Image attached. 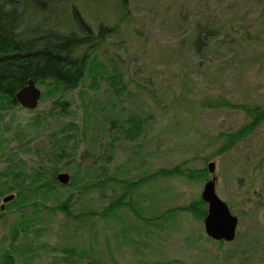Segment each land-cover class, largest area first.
Instances as JSON below:
<instances>
[{
  "label": "rangeland",
  "instance_id": "obj_1",
  "mask_svg": "<svg viewBox=\"0 0 264 264\" xmlns=\"http://www.w3.org/2000/svg\"><path fill=\"white\" fill-rule=\"evenodd\" d=\"M46 1L33 0V7ZM54 1L42 16L50 24L52 10L56 25L68 23L75 7L94 31L103 25L115 33L78 89L46 96L32 112L0 109V172L23 167L21 160L79 183L30 194L26 207L3 211L0 257L10 252L17 264H264V123L221 150L226 136L250 122L243 108L222 104L264 106V0ZM200 28L214 34L197 54ZM57 100L67 102V113L53 106ZM131 118L140 124L137 134L125 133ZM210 162L214 173L204 176ZM176 166L196 174L141 184L130 196L131 213L85 216L116 199L120 181ZM103 168L113 184L82 188ZM213 177L217 196L238 218L230 243L208 239L204 220L174 212L198 201ZM71 194L72 215L52 208Z\"/></svg>",
  "mask_w": 264,
  "mask_h": 264
},
{
  "label": "trees",
  "instance_id": "obj_2",
  "mask_svg": "<svg viewBox=\"0 0 264 264\" xmlns=\"http://www.w3.org/2000/svg\"><path fill=\"white\" fill-rule=\"evenodd\" d=\"M52 2L55 5L54 0H47L44 8L38 9L33 7V0H0V109L19 107L15 101V94L30 79H33L38 85L46 86V90L41 92V101L46 96H53V98L57 96L59 98L66 92L78 89L82 81L90 77L98 66L95 54L97 49L107 36H112L115 33L112 26L103 25H99L97 31H94L75 7L71 8L68 23L52 25V18H58L53 10L49 16L51 24L45 21V18H42L46 10L49 12V8H46V6L51 5ZM120 2L123 4L124 0H120ZM29 12H33V14ZM204 31L200 28L194 40V48L197 54H199L201 48L208 46L206 41L214 34L212 29ZM90 83L96 86L97 79L95 77L91 78ZM56 105L61 108L63 113H67V102L57 100L53 103L54 107ZM222 105L224 107L243 108L250 117L248 124L226 136V146L221 148L222 151H225L231 149L234 143L247 137L264 123V106L250 108L234 106L226 102ZM128 121H131V123L127 122V126H130V128L125 133H139L140 124L134 122L135 119L132 118ZM136 128L139 130L138 132L134 131ZM134 134L132 135L134 136ZM13 157L12 155L9 156L10 159ZM109 161L107 162L109 163ZM19 162L23 167L18 168L19 165H12L6 171L0 172V178L4 177L7 182L11 181L13 184L10 186L8 185L9 182L4 181L2 185L5 189L2 192L0 191L1 196L14 192L11 194L14 198L4 204L3 210H1L2 204L0 205V219L3 218V211L9 210L12 205L16 208L29 205L31 201L30 194L36 196L38 192H42L43 195H46L56 191L58 186H63L58 182L55 172L50 176V174L40 169L26 168L25 163L21 160ZM206 171H208L207 168L201 170L204 176L207 175ZM109 172L110 170H107V168L94 171L96 174L91 182L83 184L82 188L91 185L93 187L100 186L103 189L108 183L113 184L115 179L109 176ZM192 173L195 172L176 166L171 169L158 170L133 182H125V185H123V181H120L124 191L116 199L111 200L101 211H88L84 214L88 217L108 218L114 216L119 210L125 211V209H128L131 213L133 212L131 210L133 203L130 201V196L141 184L149 183L159 177L186 176L192 178ZM70 184L73 186L79 184L75 175L72 177ZM72 197L71 194L66 200L58 201L52 208L61 211L65 215H72L69 213L68 206ZM205 206L206 204L200 197L198 201L192 202L187 207L175 208L174 212L186 211L198 220L203 221L207 214V206L206 208ZM169 214L171 212L167 211L154 219L158 221ZM208 239L210 238L208 237ZM216 242L224 243V241ZM0 264L17 263L12 253L5 252L0 257Z\"/></svg>",
  "mask_w": 264,
  "mask_h": 264
},
{
  "label": "water",
  "instance_id": "obj_3",
  "mask_svg": "<svg viewBox=\"0 0 264 264\" xmlns=\"http://www.w3.org/2000/svg\"><path fill=\"white\" fill-rule=\"evenodd\" d=\"M41 98V90L36 86L33 79L27 81V84L15 94L16 103L27 111L37 109ZM215 164L208 163L207 170L210 174L214 173ZM57 180L61 185H67L70 182V176L66 173L57 174ZM216 178L213 177L207 181L201 193V199L207 206V214L204 218V232L207 237L215 241L232 242L236 236L238 218L233 216L225 203L216 194ZM13 195L4 197L1 210L4 204L10 202Z\"/></svg>",
  "mask_w": 264,
  "mask_h": 264
}]
</instances>
